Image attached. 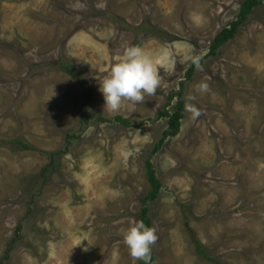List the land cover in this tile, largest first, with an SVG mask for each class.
Here are the masks:
<instances>
[{
	"label": "rangeland",
	"instance_id": "rangeland-1",
	"mask_svg": "<svg viewBox=\"0 0 264 264\" xmlns=\"http://www.w3.org/2000/svg\"><path fill=\"white\" fill-rule=\"evenodd\" d=\"M244 1L0 0V264H133L147 162L155 264H264V0L207 57ZM128 46L160 86L113 112L99 84Z\"/></svg>",
	"mask_w": 264,
	"mask_h": 264
},
{
	"label": "clouds",
	"instance_id": "clouds-1",
	"mask_svg": "<svg viewBox=\"0 0 264 264\" xmlns=\"http://www.w3.org/2000/svg\"><path fill=\"white\" fill-rule=\"evenodd\" d=\"M159 86L160 78L151 55L140 46H128L100 82L99 91L104 99V108L116 112L125 101L142 103L145 96L154 95ZM198 87L202 92L209 90L207 83H201ZM128 223L123 243L129 249L133 264L141 260L147 264L151 259L152 247L158 240L157 230L135 219Z\"/></svg>",
	"mask_w": 264,
	"mask_h": 264
},
{
	"label": "trees",
	"instance_id": "trees-1",
	"mask_svg": "<svg viewBox=\"0 0 264 264\" xmlns=\"http://www.w3.org/2000/svg\"><path fill=\"white\" fill-rule=\"evenodd\" d=\"M258 3L259 2L257 0H245L241 4L236 20L230 23L229 28L221 30L215 36L214 40L212 41L209 47L207 57L215 56L217 50L222 45H224L226 42L234 38L235 34L239 31V29L247 22L248 15L251 13L252 9L258 5ZM58 65L61 66L65 70L66 73L73 75L80 84H84V79L80 78L82 75L81 74L77 75V73L79 74V72H76L77 70L74 71V68L71 67L68 63L64 62L61 64L59 62ZM197 65H200V62L194 61L192 63L191 67L189 68L185 76L187 80H190V78L193 75V69ZM179 86L182 89L184 87V84L181 83ZM174 98H176L177 100H176V103L174 104L173 112L170 113L168 111H162V113H159L160 117H163L167 120V128L163 131L160 141L155 146L154 153L157 150H159V148L164 144L165 140L169 138H174L175 136H177L180 130L181 120H183V117H184V106H183V101L181 100V93L179 92L175 96H169L170 103L172 102ZM114 120L124 126H129L128 121H122L121 118H115ZM44 172H46V170H44ZM147 181L149 183V186L151 187V191L142 200V204L144 207L141 209V213L139 215V221H143L146 226L150 227L151 222L148 219L149 209H148L147 204L156 200L158 193L162 187H161L160 181L156 177L155 171L153 170L149 162H147ZM196 252L199 257H202V256L205 257L204 256L205 251L201 249L200 247H197ZM138 264H146V262L141 260V261H138ZM147 264H155V257L152 254H151V259L147 261Z\"/></svg>",
	"mask_w": 264,
	"mask_h": 264
}]
</instances>
